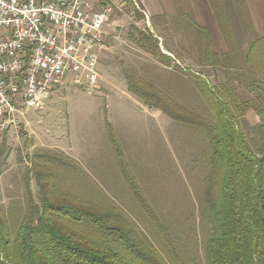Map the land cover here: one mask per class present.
<instances>
[{"label":"rangeland","instance_id":"rangeland-1","mask_svg":"<svg viewBox=\"0 0 264 264\" xmlns=\"http://www.w3.org/2000/svg\"><path fill=\"white\" fill-rule=\"evenodd\" d=\"M134 9L125 3L110 15L106 50L95 68L100 76L95 92L87 93L67 75L40 108L23 109L17 130L0 134V204H24L26 181L38 200L31 159L42 150L59 151L74 160L66 163L60 176L72 199L94 205L107 225L137 227L163 249L170 264L172 258L181 264H206L203 246L209 225L201 218L208 171L205 138L129 91L127 73L148 80L196 115L204 113L203 94L189 70L208 75L213 84L220 80L189 65L167 69L165 58L144 51L136 42L135 29L153 36L157 32L144 15L137 19ZM154 37L161 52L175 45ZM244 86L235 89L243 99L251 96ZM257 122L254 111L239 119L252 149L259 143Z\"/></svg>","mask_w":264,"mask_h":264},{"label":"trees","instance_id":"trees-1","mask_svg":"<svg viewBox=\"0 0 264 264\" xmlns=\"http://www.w3.org/2000/svg\"><path fill=\"white\" fill-rule=\"evenodd\" d=\"M134 10L137 19L144 18ZM198 30L207 39L201 48L203 60L222 66L210 33ZM135 32L144 51L167 59L153 34ZM235 79L251 96L243 99L237 86L213 84L196 75L204 103V113L196 115L148 80L127 73L129 91L151 108L198 129L205 138L208 171L203 178L201 218L209 225L203 246L206 264H264V36L251 37L243 71ZM249 111L258 117L260 129L255 149L239 127V119ZM73 161L59 151L34 154L31 174L38 200L26 181L24 204H0V264H170L163 249L156 248L137 227L125 230L107 225L94 205L87 207L71 198L60 176L66 163ZM152 218L157 221L153 214ZM160 231L164 233L162 227ZM171 264L181 263L172 258Z\"/></svg>","mask_w":264,"mask_h":264},{"label":"built area","instance_id":"built-area-1","mask_svg":"<svg viewBox=\"0 0 264 264\" xmlns=\"http://www.w3.org/2000/svg\"><path fill=\"white\" fill-rule=\"evenodd\" d=\"M127 1L148 22L135 0H0V134L17 130L23 109L40 108L67 75L87 93L96 91L104 27Z\"/></svg>","mask_w":264,"mask_h":264},{"label":"crops","instance_id":"crops-1","mask_svg":"<svg viewBox=\"0 0 264 264\" xmlns=\"http://www.w3.org/2000/svg\"><path fill=\"white\" fill-rule=\"evenodd\" d=\"M135 3L144 10L148 22L151 21L159 33L154 36L166 43H175L171 44L172 49L162 50L168 56L167 69L180 65L203 68L202 71H207L212 78L215 76L220 83L241 86L235 74L243 71L250 39L255 35L264 36V0H135ZM123 5L115 8L121 9ZM106 25L105 30L108 29ZM196 26L210 33L213 51L222 66L213 67L203 60L201 48L207 39L204 34L197 33ZM235 26H242V29L236 30ZM228 32L233 35L226 37ZM243 77V80L247 79L246 75Z\"/></svg>","mask_w":264,"mask_h":264}]
</instances>
